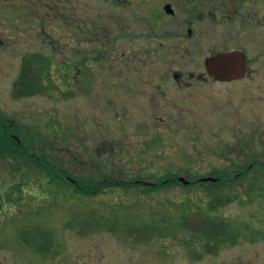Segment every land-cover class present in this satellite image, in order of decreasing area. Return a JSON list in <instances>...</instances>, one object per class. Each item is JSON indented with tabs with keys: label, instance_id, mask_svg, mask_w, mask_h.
Instances as JSON below:
<instances>
[{
	"label": "rangeland",
	"instance_id": "1",
	"mask_svg": "<svg viewBox=\"0 0 264 264\" xmlns=\"http://www.w3.org/2000/svg\"><path fill=\"white\" fill-rule=\"evenodd\" d=\"M144 3L0 0V114L23 134L31 133L36 146L51 145L74 173L159 175L189 167L205 173L219 165L214 141L232 139L231 132L241 136L257 117L264 126V114L253 110L264 109L255 97L256 84L190 81L186 72L202 67L192 51L181 56L161 38L164 48L150 49L138 63L148 40L119 37V20L121 33L139 31ZM33 52L50 57L56 83L71 94L15 96L21 59ZM174 70L188 83L177 85L170 75ZM198 152L204 158L196 168ZM23 171L19 194L9 188L17 176L12 164L0 161V264H264V242L222 243L214 256L190 260L186 242L196 219H202L195 207L203 204L201 188L198 194L178 187L134 196L117 189L93 196L59 188L48 193ZM186 205L195 214L179 223ZM217 212L239 218L242 210L231 205ZM121 224L129 228L121 230ZM147 224L157 228L144 230ZM32 225L48 232L50 243L42 253L17 237L20 228L26 232Z\"/></svg>",
	"mask_w": 264,
	"mask_h": 264
},
{
	"label": "flooded vegetation",
	"instance_id": "2",
	"mask_svg": "<svg viewBox=\"0 0 264 264\" xmlns=\"http://www.w3.org/2000/svg\"><path fill=\"white\" fill-rule=\"evenodd\" d=\"M125 1L116 0L118 4ZM143 8L147 14L139 17L142 26L138 24L135 28L140 30L121 33L122 21L119 20L118 33L119 37L148 40L143 46L144 52L135 58L139 64L141 59H147L150 49L164 48L165 41L161 38L168 39L169 49L183 52L181 56H188L192 51L195 61L202 66L197 73L186 72L190 81L253 83L256 84L257 101L264 104V0H156L155 3L146 0ZM160 20L165 21L161 28ZM160 29L163 31L157 33ZM225 53H235L241 64L239 75L222 80L208 73L205 61ZM170 75L177 85L188 83L177 70ZM155 88L160 86L157 84ZM253 110L264 114L260 106ZM255 119L241 136L231 132L232 139L219 144L214 141L213 156L219 165L205 173L196 171L199 178L213 179L202 182L212 183L211 192L223 196L224 202L209 213V219H196V228L186 242L192 261L199 260L202 254L214 256L222 243L264 242V126L262 119ZM203 158L198 152L196 168ZM231 205L242 210L239 218L225 217L217 212ZM217 226L221 227L222 234H218ZM23 235L22 227L17 236L22 243Z\"/></svg>",
	"mask_w": 264,
	"mask_h": 264
},
{
	"label": "trees",
	"instance_id": "3",
	"mask_svg": "<svg viewBox=\"0 0 264 264\" xmlns=\"http://www.w3.org/2000/svg\"><path fill=\"white\" fill-rule=\"evenodd\" d=\"M51 59L49 56L39 52L28 53L22 57L18 76L14 83L15 96H24L35 93L49 94L52 91L57 92L62 97L71 94L69 91H63L56 83L51 70ZM53 135L58 136V129L52 132ZM54 150L49 146H36L33 142V135L24 132L19 128L17 123L8 120L0 114V161L8 160L13 167V171L17 176L14 181H10L9 188L16 189L20 194L22 192L21 181L22 178L20 169H23L24 178L32 183L37 184L41 189L49 193V189L59 188L66 193L71 191L73 193L81 194V196H93L103 193L105 190H121L124 194L136 193L146 194L161 191L167 187H178L190 191L195 190L198 194L199 188H202V196L198 197L203 204L195 206L197 212L201 213L202 219H209V213L216 209V207L224 202L221 195L211 192L210 186L212 183L200 182L199 175L188 170L180 172V170L173 171V168L165 169L162 174L155 175L136 173L131 176H118L109 173L108 170L97 173L77 174L72 172L62 161V159L55 156L52 152ZM58 155V154H57ZM98 164L95 162L91 167L96 169ZM28 174V175H26ZM183 176L186 184L179 181V177ZM135 190V191H134ZM5 194H8L6 192ZM69 194V193H68ZM11 195H7V200H11ZM185 204V203H184ZM193 213V209L185 206L180 211V222L184 223L186 218L191 217L189 214ZM181 228L184 227L183 224ZM186 225V224H185ZM219 225V224H218ZM30 227V226H28ZM114 228L111 226L109 229ZM117 228V226H115ZM129 225L121 224L119 229H128ZM157 228L154 225L147 224L144 230H153ZM218 234H222L221 227L217 226ZM23 232L24 229H23ZM47 231L43 230L42 226L32 225L30 230L23 235L24 243L32 248L34 251L42 253L46 251L49 245V237Z\"/></svg>",
	"mask_w": 264,
	"mask_h": 264
},
{
	"label": "water",
	"instance_id": "4",
	"mask_svg": "<svg viewBox=\"0 0 264 264\" xmlns=\"http://www.w3.org/2000/svg\"><path fill=\"white\" fill-rule=\"evenodd\" d=\"M241 59L235 53H225L215 57L208 58L205 61V67L209 74H213L218 79H229L239 75V65ZM201 181L213 180L212 178L203 177ZM179 181L187 183L183 177Z\"/></svg>",
	"mask_w": 264,
	"mask_h": 264
}]
</instances>
